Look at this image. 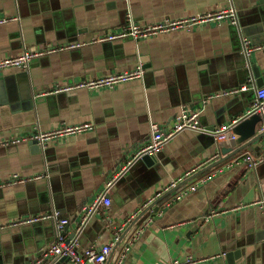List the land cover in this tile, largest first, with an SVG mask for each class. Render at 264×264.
<instances>
[{
	"label": "crops",
	"instance_id": "crops-1",
	"mask_svg": "<svg viewBox=\"0 0 264 264\" xmlns=\"http://www.w3.org/2000/svg\"><path fill=\"white\" fill-rule=\"evenodd\" d=\"M259 1L0 0V19L13 18L0 24V59L87 42L36 59L28 70L0 71V182L12 174L40 176L0 189V225L55 211L69 219L67 237L79 241L80 251L108 244L121 228L122 241L106 264H117L123 255V264H171L221 254L199 264H264V162L255 169L242 162L247 155L264 154V137L250 145H220L209 132L184 130L154 155L155 166L140 157L118 174L149 142L152 125L172 127L183 109L199 111L208 131L242 118L264 87H257L249 70V64L258 65L264 80V50L248 60L244 36L227 22L149 39L94 42L124 28L128 16L147 25L233 8L247 29ZM246 37L252 43L254 37ZM140 65L142 78L112 89L53 92ZM244 105L243 114L231 116ZM85 123L93 129L50 141L46 149L35 140L7 145L17 137ZM257 129V135L264 134V121ZM113 178L107 192L111 206L81 226L84 208L107 191ZM256 201L263 207L233 211ZM144 205L142 215L130 221ZM136 231L141 235L125 253ZM55 238L52 219L9 227L0 233V264H35Z\"/></svg>",
	"mask_w": 264,
	"mask_h": 264
},
{
	"label": "built area",
	"instance_id": "built-area-1",
	"mask_svg": "<svg viewBox=\"0 0 264 264\" xmlns=\"http://www.w3.org/2000/svg\"><path fill=\"white\" fill-rule=\"evenodd\" d=\"M12 20L13 18H1L0 24H4ZM224 22H227L231 25H237L238 20L235 9L233 8L220 9L215 12H211L204 15H198L189 18H181L177 20L166 19L162 22H157L147 25H142L136 22L130 16H128L127 24L124 28H122L120 31H116V32L113 31L106 35H102L94 42H112L117 40H123L126 38L149 39L168 32H173L178 30H192L195 28L205 26L207 24H221ZM86 44L87 42L67 43L58 46L50 45L44 49H36V50L28 49L20 53L18 56L0 59V71L9 68L28 70L31 63L36 59H39L43 56L56 53L59 51L73 50L79 47H83ZM243 49L245 55L247 57H251L255 52L264 50V44L253 45L249 40V38L244 37ZM144 73L145 71L143 69V66L140 65L133 70L120 72V73H113L107 76H102L84 82H76L63 86H58L53 90V92L67 93L81 88L89 91H98L106 88L112 89L121 84L136 79H140L144 76ZM246 114L247 115L257 114L264 119V87L257 90L256 100ZM236 122L230 124H223L220 127H217L214 131L210 132L201 124L199 111L183 109L182 112L178 114L176 121L172 127L162 128L156 124H153L151 128V137L149 142L145 146L140 148L137 152H135L133 158L125 163V165L122 167V170H120L118 174H121V172L127 166L131 165V163L135 159L140 158L144 155L157 154L163 149L165 143L168 140H170L178 132L184 130L190 129L198 132H210L212 133L216 142L220 145L225 143L235 144L238 138L237 134L233 130ZM92 129L93 126L90 123L80 124L76 126H65L56 130H50L45 132L40 131L37 132V134H35L32 137H23V138L17 137L14 138L12 141L8 142L7 145L10 144L17 145L30 140H35L41 146V148L46 149L50 141H56L70 136H75L87 131H91ZM215 158L187 172L185 175V179L192 178L194 175H196L197 172L200 171L201 168L211 164ZM242 162L245 164V166L248 169H255L259 164L264 162V154L258 157L253 155H247L242 159ZM39 178L40 176L28 177V176H21L20 174H12L8 181L0 182V189L7 185L25 184ZM114 180L115 178L111 179L107 183V187H108L107 191L99 194L92 204L87 205L84 208L81 226L84 225L93 214L103 213L111 206V199L108 197L109 193L107 192L109 191V188L112 186ZM195 189L196 186L191 188V190H195ZM182 197L183 196H180L179 199H181ZM256 205L262 208L263 202L256 201L252 204H243L233 209V211L245 207H253ZM144 209H146L145 205L137 212H135V214H133L129 220L133 221L138 216L142 215ZM224 213H226V211ZM217 214L218 213L213 212L212 216ZM49 219L55 221L56 238L54 243L49 247V249L44 254V258L35 264H41L46 260L49 261L50 259H55V258L67 259L70 264H106L112 254L114 247L122 241V236L124 231L123 229L120 228L118 229L117 233H115L113 239L108 244H105L99 248H97L96 246H90L86 248L84 251H80L79 241L76 238L69 239L67 237L66 228L70 224L69 219L62 218L61 215L55 211L50 214L30 216L27 218H21L9 224L0 225V233L12 226L29 225ZM140 235H141L140 231L138 232L136 231L133 233L132 238H130V240L127 242L129 245L125 249V253L130 249L129 247L132 245L133 241L135 239H138ZM223 256L224 254L211 256L204 259L187 258L184 261L174 260L171 264H199L202 262L213 261ZM124 259H125V255L122 256V258L117 262V264H123Z\"/></svg>",
	"mask_w": 264,
	"mask_h": 264
},
{
	"label": "water",
	"instance_id": "water-1",
	"mask_svg": "<svg viewBox=\"0 0 264 264\" xmlns=\"http://www.w3.org/2000/svg\"><path fill=\"white\" fill-rule=\"evenodd\" d=\"M259 2H260V5H259L260 7L257 10H255L253 13V17H252L253 20H252L251 26L246 29L244 27L245 24L239 21L237 25H235V30L233 29V31L240 32L241 36H244V37L246 36L254 37L253 35H255L254 38H251L253 45H263L264 44V0H260ZM250 59L251 57H248V60ZM249 67H250L249 70L251 71L252 76L256 80L257 87L259 88L263 86L264 80L261 79L262 76H261L259 66L256 64H249ZM240 96H241L240 93L235 94V99L238 100V102H239ZM244 107L245 105L243 106V109L241 108L239 112H237L236 114H231V116L233 117L234 115L239 116L240 114H243L245 112V109H247V107L245 108ZM263 121H264L263 118L257 114H253V115L245 114L242 118H240L236 122L233 128L234 132L238 136L236 140V144L238 146L250 145L251 143L262 139L264 137V134L262 133L261 135H257V131H258L257 128L260 123H263ZM216 128L217 127H211L209 128V131L212 132ZM34 143L38 144L37 141H34ZM37 149L39 150L40 146H37ZM223 151L225 153L227 152L225 149ZM142 160L149 167L155 166L156 164V157L154 155H144L142 156ZM188 180H185L184 182H182L181 184L173 188L169 192V194H171L173 191L179 190L182 185L188 182ZM261 236H263L261 238H264V231L262 232ZM65 262H68V260L64 258H60V259L55 258L51 261L46 260L45 262L41 264H64ZM27 264H30V262L28 261Z\"/></svg>",
	"mask_w": 264,
	"mask_h": 264
}]
</instances>
